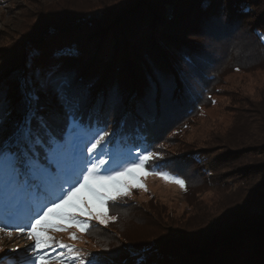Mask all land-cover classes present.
Wrapping results in <instances>:
<instances>
[{
	"label": "trees",
	"instance_id": "16d2710c",
	"mask_svg": "<svg viewBox=\"0 0 264 264\" xmlns=\"http://www.w3.org/2000/svg\"><path fill=\"white\" fill-rule=\"evenodd\" d=\"M87 8L44 18L9 57L0 73V96L11 113L6 130L23 114L25 89L58 70L84 93L83 122L91 131L112 133V152L158 151L170 132L210 102L225 68H251L264 58V0H88ZM43 102L46 111H60L51 94ZM251 105L262 136H252L255 143L247 147L224 146L216 158L219 166L232 165L226 179H242L253 194L243 216L193 238L170 232L147 244H129V252L139 253L134 259L106 248L95 255L103 264H264V105ZM55 127L60 131L63 122ZM248 157L258 160L233 166ZM207 167L195 151L152 165L184 179L187 189L194 178L205 177ZM136 212L141 221L157 219L149 211Z\"/></svg>",
	"mask_w": 264,
	"mask_h": 264
},
{
	"label": "snow or ice",
	"instance_id": "6c2138e0",
	"mask_svg": "<svg viewBox=\"0 0 264 264\" xmlns=\"http://www.w3.org/2000/svg\"><path fill=\"white\" fill-rule=\"evenodd\" d=\"M50 94L60 111H46L43 100ZM83 103L84 93L70 74L49 71L25 89L23 114L9 131L5 125L11 113L5 112L0 96V194L10 209L0 218V234L31 241L22 256L19 245L0 246V264L10 256L19 257L17 264H103L102 257L58 240L54 233L67 232L77 241L81 237L72 229L90 233L93 221L97 226L115 222L110 202L115 207L130 197L133 186L147 191L137 170L187 190L184 179L152 168L154 161L164 159L161 152H112V133L91 131L83 122ZM60 121L63 128L57 131ZM125 176L137 183L122 180ZM94 203L101 211L94 210Z\"/></svg>",
	"mask_w": 264,
	"mask_h": 264
},
{
	"label": "rangeland",
	"instance_id": "374dc122",
	"mask_svg": "<svg viewBox=\"0 0 264 264\" xmlns=\"http://www.w3.org/2000/svg\"><path fill=\"white\" fill-rule=\"evenodd\" d=\"M87 2L0 0V73L10 63L9 57L22 46L23 41L36 33L44 18L61 16L64 11L87 10ZM101 12L102 9H98L91 16L98 17ZM251 66L239 71L225 68L210 96V102L189 123L170 132L164 147L157 151L164 158H174L191 151L202 154L203 165H208L206 172L202 171L205 177L197 176L191 188L187 189L186 186L185 190L179 184L137 170L147 191L133 186L130 197L124 198L115 207L110 202L109 215L117 217L115 222L97 226V222L93 221L90 233L72 229L81 237L77 241H71L67 232L54 233L56 238L66 243H76L78 248L92 256L103 255L106 248H111L116 249L115 254L128 253L134 259L139 253L135 250L129 252V244H147L166 237L170 232L185 233L193 238L191 235L207 231L216 224H226L237 215L243 216V210L249 206L253 194L245 189L242 179H226L224 175L230 171L231 164L223 163L219 166L216 158L224 146L228 147L226 149L247 147L255 143L251 141L252 136H262L257 123L253 121L255 108L251 104L264 105V58ZM256 160L258 157H248L233 166L251 164ZM121 179L131 185L137 183L131 177ZM4 207L3 196L0 194V212L3 213L0 218L10 210ZM93 207L95 211H101L98 204L94 203ZM137 210L149 211L157 219L141 221ZM111 229L115 232H111ZM118 233L126 240L118 237ZM0 237V246L5 249L19 245L21 256L26 246L31 244L26 237L19 235H14L11 240L3 234ZM110 238H115L117 243ZM18 260L19 257H6L3 264H17Z\"/></svg>",
	"mask_w": 264,
	"mask_h": 264
}]
</instances>
